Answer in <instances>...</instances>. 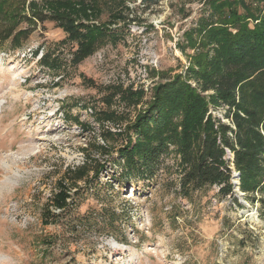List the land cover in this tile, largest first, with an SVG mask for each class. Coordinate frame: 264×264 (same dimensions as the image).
Wrapping results in <instances>:
<instances>
[{
    "label": "rangeland",
    "instance_id": "374dc122",
    "mask_svg": "<svg viewBox=\"0 0 264 264\" xmlns=\"http://www.w3.org/2000/svg\"><path fill=\"white\" fill-rule=\"evenodd\" d=\"M129 8L117 45L107 44L77 66L71 64L75 45L53 22H24L21 28L30 34L22 46L14 48L10 40L2 45L0 264H264V194L241 196L235 189L221 196L214 186L207 197L188 203L179 195L174 152L150 181L120 177L117 152L125 138L109 142L101 186L77 192L70 214L45 224L44 211L67 168L83 166L88 155L99 158L93 146L104 141L91 112L106 108V90L144 86L149 99L165 80L162 74L172 77L189 66L177 44L200 17L204 0H161L150 7L138 0ZM47 52L63 66L58 75L40 64ZM114 102V110L124 109ZM211 112L230 124L223 108ZM76 116L87 129L73 123ZM107 126L113 132L118 127ZM227 158L234 160L229 150ZM112 214L116 222L105 227L102 218ZM82 216L92 219L80 226Z\"/></svg>",
    "mask_w": 264,
    "mask_h": 264
},
{
    "label": "trees",
    "instance_id": "16d2710c",
    "mask_svg": "<svg viewBox=\"0 0 264 264\" xmlns=\"http://www.w3.org/2000/svg\"><path fill=\"white\" fill-rule=\"evenodd\" d=\"M137 2L0 0V49L9 40L14 48L22 46L30 34L21 28L24 22H53L67 36L66 43L75 45L71 64L77 66L107 44L117 45L123 37L118 26L126 24L129 6ZM160 2L142 0L145 7ZM105 14L107 21L102 20ZM177 47L189 66L172 77L162 74L165 80L155 84L149 99L144 86L113 84L106 90V108L91 112L104 141L93 146L99 158L88 155L83 166L67 168L44 211L45 224L70 214L77 192L101 186L100 176L108 164L104 157L113 148L109 142L124 138L117 152L120 177L150 181L174 152L181 173L179 195L188 203L207 197L214 186L221 196L233 195L235 189L241 196L264 194V0H204L200 17ZM40 64L57 75L63 68L50 52L43 53ZM114 100L124 106L122 111L113 109ZM220 108L230 124L212 114V109ZM72 120L88 128L79 116ZM106 124L118 127L113 132ZM228 150L233 161L227 158ZM259 201L264 213V196ZM236 204L245 206L237 200ZM86 218H78L80 226L92 219ZM115 222V214L101 221L105 227Z\"/></svg>",
    "mask_w": 264,
    "mask_h": 264
},
{
    "label": "built area",
    "instance_id": "2783aa9c",
    "mask_svg": "<svg viewBox=\"0 0 264 264\" xmlns=\"http://www.w3.org/2000/svg\"><path fill=\"white\" fill-rule=\"evenodd\" d=\"M146 89V88H145ZM147 91V90H146ZM235 174V173H234ZM236 175V174H235ZM234 183H238L236 180L234 181ZM238 190V189H237Z\"/></svg>",
    "mask_w": 264,
    "mask_h": 264
},
{
    "label": "water",
    "instance_id": "95a60500",
    "mask_svg": "<svg viewBox=\"0 0 264 264\" xmlns=\"http://www.w3.org/2000/svg\"><path fill=\"white\" fill-rule=\"evenodd\" d=\"M244 205H246V203L243 202Z\"/></svg>",
    "mask_w": 264,
    "mask_h": 264
}]
</instances>
